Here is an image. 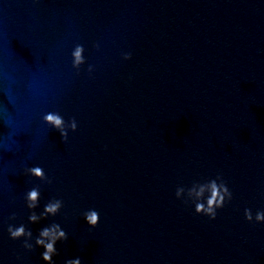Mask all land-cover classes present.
<instances>
[{
  "label": "water",
  "instance_id": "obj_1",
  "mask_svg": "<svg viewBox=\"0 0 264 264\" xmlns=\"http://www.w3.org/2000/svg\"><path fill=\"white\" fill-rule=\"evenodd\" d=\"M48 112L75 118L66 142ZM217 175L233 195L209 220L188 189ZM245 208L264 209V0H0V264H47L35 239L53 223L52 264H264Z\"/></svg>",
  "mask_w": 264,
  "mask_h": 264
},
{
  "label": "clouds",
  "instance_id": "obj_2",
  "mask_svg": "<svg viewBox=\"0 0 264 264\" xmlns=\"http://www.w3.org/2000/svg\"><path fill=\"white\" fill-rule=\"evenodd\" d=\"M93 47L99 50L100 44L98 42L94 43ZM83 52V45L77 44L74 46L71 52V62L74 69L79 70L80 66L85 64ZM130 58L131 52L122 53L123 60H129ZM86 71L91 76L94 71V66L89 64ZM77 75H79V71H77ZM42 122L58 131L62 141L65 142L68 139V132L75 131L77 129V122L74 117L70 118L66 122L63 116H61L58 112L45 113L42 117ZM25 171L29 176L40 180L47 179L48 183L52 182L51 179L45 177L43 169L38 166L27 168ZM184 191L183 187H177L175 191L176 198L179 199ZM205 193H207L206 196ZM188 195L196 200L194 205L195 214L206 216L209 220H215L217 217V210L223 208L227 202H230L233 194L222 177L217 175L214 179H211L204 184L195 185L188 189ZM39 197V188L33 187L25 194L24 200L26 207L29 210L35 209L38 206ZM62 207L63 201L61 199L49 200L48 203L45 204L43 212L39 216H37L35 212H30L28 221L29 223H35L45 216H55ZM83 217L91 228H94L99 221V213L95 209L85 211L83 213ZM15 218V213H12L9 216L10 220H14ZM244 219L249 223H264V209L257 210L255 214H253L250 208H245ZM7 232L9 239L11 240H18L21 237H24L22 247L27 251L33 250V245L29 243V240L32 238V232L30 229H26L23 224H20L19 226L9 224ZM65 239H67V234L61 229L59 224L53 223L40 230L35 239V245L42 246L44 248L41 257L45 262H47V264H52V256L56 254V241ZM65 264H80V260L79 258L67 260L65 261Z\"/></svg>",
  "mask_w": 264,
  "mask_h": 264
}]
</instances>
